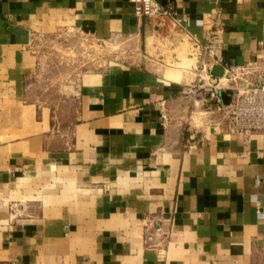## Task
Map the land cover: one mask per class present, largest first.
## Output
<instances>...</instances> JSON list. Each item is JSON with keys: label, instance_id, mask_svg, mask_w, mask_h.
Listing matches in <instances>:
<instances>
[{"label": "crops", "instance_id": "0c3cea01", "mask_svg": "<svg viewBox=\"0 0 264 264\" xmlns=\"http://www.w3.org/2000/svg\"><path fill=\"white\" fill-rule=\"evenodd\" d=\"M159 1L0 0V264H264V133L214 130L189 90L213 24L223 61L254 59L264 0ZM63 25L139 50L81 71L60 123L30 83Z\"/></svg>", "mask_w": 264, "mask_h": 264}, {"label": "built area", "instance_id": "2783aa9c", "mask_svg": "<svg viewBox=\"0 0 264 264\" xmlns=\"http://www.w3.org/2000/svg\"><path fill=\"white\" fill-rule=\"evenodd\" d=\"M128 1L137 17H170L174 12L172 6L162 5L159 0ZM200 48L208 60L200 69L204 77L198 73V81L201 78L204 81L190 85L189 90L198 94L202 87L206 92L207 96L200 100L204 110L214 114L210 118L213 129L246 136L253 132L264 133V40L258 41L254 59L241 63L225 62L218 53L220 41L213 24ZM197 52L198 56L199 50ZM213 65L220 66L219 75L213 73ZM220 92L226 97L223 98Z\"/></svg>", "mask_w": 264, "mask_h": 264}, {"label": "rangeland", "instance_id": "374dc122", "mask_svg": "<svg viewBox=\"0 0 264 264\" xmlns=\"http://www.w3.org/2000/svg\"><path fill=\"white\" fill-rule=\"evenodd\" d=\"M34 45L39 62L36 75L30 83L31 96L50 101L55 108V119L60 123L74 117L75 100L70 91L75 87V79L81 71L107 67L113 60L121 63L134 62V52L139 50L132 41L121 38L120 42L112 39L98 42L64 25L50 31L41 30ZM203 54L200 48L199 55L196 54V60L190 68L193 72L190 85L204 81L200 76L198 81V73L204 77V73L200 71L202 63L208 61ZM205 93L201 87L196 98L207 96ZM197 107L199 113L196 116L199 118L208 114L203 112L205 110L201 100L197 102ZM189 125L186 123V126Z\"/></svg>", "mask_w": 264, "mask_h": 264}, {"label": "water", "instance_id": "95a60500", "mask_svg": "<svg viewBox=\"0 0 264 264\" xmlns=\"http://www.w3.org/2000/svg\"><path fill=\"white\" fill-rule=\"evenodd\" d=\"M213 73H214V72H213ZM220 94H221V96H222L223 98L226 97L224 92H220ZM225 100H226V98H225Z\"/></svg>", "mask_w": 264, "mask_h": 264}]
</instances>
